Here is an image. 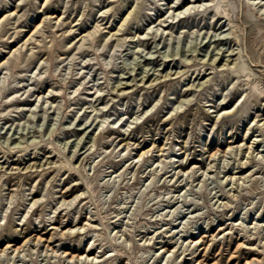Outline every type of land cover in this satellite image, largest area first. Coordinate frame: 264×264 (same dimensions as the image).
I'll use <instances>...</instances> for the list:
<instances>
[{
	"label": "rangeland",
	"instance_id": "rangeland-1",
	"mask_svg": "<svg viewBox=\"0 0 264 264\" xmlns=\"http://www.w3.org/2000/svg\"><path fill=\"white\" fill-rule=\"evenodd\" d=\"M198 263L264 264V0H0V264Z\"/></svg>",
	"mask_w": 264,
	"mask_h": 264
},
{
	"label": "bare ground",
	"instance_id": "bare-ground-1",
	"mask_svg": "<svg viewBox=\"0 0 264 264\" xmlns=\"http://www.w3.org/2000/svg\"><path fill=\"white\" fill-rule=\"evenodd\" d=\"M194 7H195V5H192V4H191V5H189L187 8H188L189 10H190V9L192 10ZM255 142H256V141H255ZM255 142H253V145H254ZM230 148H231V147H229V149H230ZM251 148H252V145H251V147H249L248 149L251 150ZM252 149H253V148H252ZM143 155H144V154H143ZM143 155H142V156H143ZM231 179H232V178H231ZM83 257H84V255H83L81 258H83ZM88 258H89V254H88V256L85 257V259H88ZM92 260H94V258H93ZM198 264H204V263H198Z\"/></svg>",
	"mask_w": 264,
	"mask_h": 264
}]
</instances>
